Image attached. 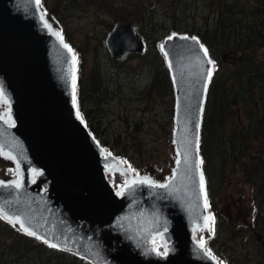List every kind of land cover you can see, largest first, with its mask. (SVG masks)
I'll return each mask as SVG.
<instances>
[{"label":"water","instance_id":"95a60500","mask_svg":"<svg viewBox=\"0 0 264 264\" xmlns=\"http://www.w3.org/2000/svg\"><path fill=\"white\" fill-rule=\"evenodd\" d=\"M64 45L37 0H0V95L12 120L0 118V150L20 171L18 180L0 181L1 213L91 264H219L192 237L207 217L200 137L212 63L199 38L176 33L160 45L175 98L170 178L134 181L120 193L104 174L115 157L77 115L75 64ZM104 45L116 61L144 49L130 21L115 22ZM154 235L165 240L166 255L150 244Z\"/></svg>","mask_w":264,"mask_h":264},{"label":"rangeland","instance_id":"374dc122","mask_svg":"<svg viewBox=\"0 0 264 264\" xmlns=\"http://www.w3.org/2000/svg\"><path fill=\"white\" fill-rule=\"evenodd\" d=\"M177 2L45 0V8H40L49 32L60 39L62 37L63 42L71 49L76 82L79 76L86 84L92 70L99 75L100 83L106 82L105 98L102 96L96 102V93L87 95L85 92V96L91 99L84 98L82 107L89 115L101 146L115 156V160L105 164L104 172H107L105 176L116 192H121L134 181L148 179L151 184H163L170 177L176 161L172 140L175 101L173 95H158L155 88L150 89L148 96L146 88L152 82V65L148 62L151 57L131 54V57L122 61H115L105 48L104 37L117 21L133 22L161 40L176 34L177 27L195 32L198 29L204 30V27L210 29L216 24L219 12L214 7L219 0H184L187 6L185 8H181ZM243 2L240 0L241 6ZM219 11H225V8L221 7ZM56 33L60 35L57 36ZM79 53L83 67L77 74L78 62L80 66ZM151 53L153 49L150 46L146 54ZM218 54L222 58L221 64L227 68L229 56L226 53ZM258 57L264 59V48L258 52ZM214 66L212 60L213 69ZM8 107L6 100L0 96V118L10 123ZM80 112L78 110L81 116ZM87 123L89 124L88 121ZM252 151L264 154V140L254 143ZM208 157L215 204L213 208L207 205V217H213L211 214L217 209L229 222L237 225L245 222L246 227H255L247 223L252 221L250 218L254 209L249 200L251 186L242 183L238 166L233 162L226 165L225 174L229 176L224 186L219 187L220 156L217 159L209 153ZM9 169V177H4ZM19 174L12 158L0 151V180H18ZM263 209L264 203L260 206L262 212ZM221 220L223 222L219 223L218 219L215 222L213 218L204 227L195 228L194 240L199 244L203 240V248L219 264H264V251L257 250L258 241L255 239L253 244L249 237L246 239V233L235 231L238 229L230 228L233 227L232 223H224L222 217ZM151 244L160 251H164L166 247L165 240L159 235L153 236Z\"/></svg>","mask_w":264,"mask_h":264},{"label":"trees","instance_id":"16d2710c","mask_svg":"<svg viewBox=\"0 0 264 264\" xmlns=\"http://www.w3.org/2000/svg\"><path fill=\"white\" fill-rule=\"evenodd\" d=\"M181 8L187 7L184 0H176ZM187 1V0H186ZM219 0L214 9L219 17L214 27L198 29L193 32L188 29L175 28V31L195 34L208 50L214 62V69L208 81L203 103L201 120L200 153L202 158L201 170L206 187V197L213 208L215 202L212 196L211 176L209 174V153L220 156L221 178L223 187L229 174H225L228 164L233 162L242 174V183L251 186L249 194L250 205L254 207L252 221L246 227L229 222L224 214L213 210L212 216L217 222L221 217L241 234L246 233V239L255 244L257 250L263 252L260 240L264 241V154L253 152L254 143L264 140V59L258 57V52L264 48V0ZM256 1V2H255ZM253 2V3H252ZM183 3V4H182ZM252 3V4H251ZM41 8H45V0H39ZM177 6V5H176ZM225 8V11L219 9ZM145 40V51L138 54L145 58L151 57L152 82L146 88L149 96L150 89L155 88L158 95H173V85L164 56L160 51L161 39L154 34L145 32L138 27ZM159 41V42H158ZM153 53L146 54L148 47ZM218 53L229 56L228 67L224 68L222 58ZM218 54V55H217ZM80 57L77 71L82 70L83 62ZM127 57H131L129 54ZM126 57V58H127ZM150 65V66H151ZM106 82L100 83V77L92 70L86 84L78 76L76 82V106L85 119V123L95 137L93 124L89 122V115L82 107L81 97L91 99L87 95L96 93V102L104 97ZM97 91V92H96ZM94 92V93H93ZM174 97V96H173ZM174 109V108H173ZM84 112V114H83ZM89 122V124L87 123ZM234 171L233 169H230ZM11 169L4 175L9 177ZM12 174V173H11ZM225 174V175H224ZM220 225V224H219ZM259 230V236L255 229ZM244 229V230H241ZM234 231V230H232ZM0 264H90L88 261L73 254L61 251L41 241L33 235H28L16 220H8L0 212Z\"/></svg>","mask_w":264,"mask_h":264},{"label":"snow or ice","instance_id":"6c2138e0","mask_svg":"<svg viewBox=\"0 0 264 264\" xmlns=\"http://www.w3.org/2000/svg\"><path fill=\"white\" fill-rule=\"evenodd\" d=\"M37 2H39V0H37ZM46 26H47V25H46ZM56 35L59 36L60 34H59V33H56ZM185 39H187V38H185ZM192 39L195 40L196 38L193 37ZM61 42H62V37H61ZM197 43H199V42L197 41ZM64 46H65V47H68L67 45H64ZM201 48L203 49L204 55H205V56H208V50H207L206 48H203V45H201ZM69 51H71V49H69ZM208 63L211 64L212 61H211V60H208ZM208 78H209V79L211 78V72H209V74H208ZM73 103H75V84H73ZM77 115H79V113H77ZM142 182H143V183H152V182H151L150 180H148V179H145V180L142 181ZM200 184H201V188L203 189V186H204V177H203V173H201V175H200ZM153 186L166 187L167 185H153ZM16 187H20V185L17 184ZM205 207H207V198H206V194H205ZM204 219H205V222L207 223V221L212 220L213 217H210V216H209V217H205ZM16 223H21V222L19 221V219H17V220H16ZM21 227H23V224H22V223H21ZM24 230H25V232H27L28 235H33V236L35 235L34 232L28 231L27 228H25ZM38 238H39V237H38ZM51 246H52V247H56L55 244H52ZM200 246H201V247H204V242H203V240H201V242H200ZM164 254L166 255L167 253L165 252Z\"/></svg>","mask_w":264,"mask_h":264},{"label":"flooded vegetation","instance_id":"af4514ba","mask_svg":"<svg viewBox=\"0 0 264 264\" xmlns=\"http://www.w3.org/2000/svg\"><path fill=\"white\" fill-rule=\"evenodd\" d=\"M84 102V96L83 97H81V103H83ZM83 114H84V112H83ZM88 120H89V122L91 123V121H90V118L88 117ZM259 230L258 229H255V234H257L258 236H259ZM260 242H261V246H262V248L264 249V241H262V239L260 240Z\"/></svg>","mask_w":264,"mask_h":264},{"label":"bare ground","instance_id":"6f19581e","mask_svg":"<svg viewBox=\"0 0 264 264\" xmlns=\"http://www.w3.org/2000/svg\"><path fill=\"white\" fill-rule=\"evenodd\" d=\"M107 172H105V174H106ZM207 223H208V221H207Z\"/></svg>","mask_w":264,"mask_h":264}]
</instances>
